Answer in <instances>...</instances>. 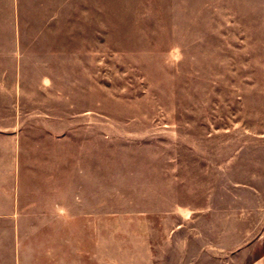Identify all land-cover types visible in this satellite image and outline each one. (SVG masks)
Wrapping results in <instances>:
<instances>
[{
	"label": "rangeland",
	"instance_id": "rangeland-1",
	"mask_svg": "<svg viewBox=\"0 0 264 264\" xmlns=\"http://www.w3.org/2000/svg\"><path fill=\"white\" fill-rule=\"evenodd\" d=\"M17 120L28 180L81 197L98 264L264 254V0H0Z\"/></svg>",
	"mask_w": 264,
	"mask_h": 264
},
{
	"label": "crops",
	"instance_id": "crops-1",
	"mask_svg": "<svg viewBox=\"0 0 264 264\" xmlns=\"http://www.w3.org/2000/svg\"><path fill=\"white\" fill-rule=\"evenodd\" d=\"M18 126H0V264H98L97 229L83 224L81 197L67 200L63 184L60 195L55 178L28 180ZM251 264H264V254Z\"/></svg>",
	"mask_w": 264,
	"mask_h": 264
}]
</instances>
